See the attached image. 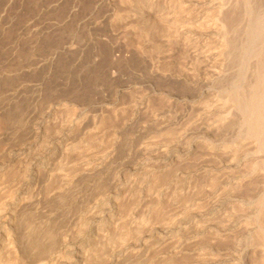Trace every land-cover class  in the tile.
Listing matches in <instances>:
<instances>
[{
	"label": "rangeland",
	"instance_id": "obj_1",
	"mask_svg": "<svg viewBox=\"0 0 264 264\" xmlns=\"http://www.w3.org/2000/svg\"><path fill=\"white\" fill-rule=\"evenodd\" d=\"M2 212L0 264H264V0H0Z\"/></svg>",
	"mask_w": 264,
	"mask_h": 264
},
{
	"label": "bare ground",
	"instance_id": "obj_2",
	"mask_svg": "<svg viewBox=\"0 0 264 264\" xmlns=\"http://www.w3.org/2000/svg\"><path fill=\"white\" fill-rule=\"evenodd\" d=\"M14 215L15 214L8 215L5 212H2L0 214V255L3 250L15 248L16 246V240L18 237L16 233L14 232V230L10 228L9 226H7V223H11V224L13 223ZM261 228L263 229V226ZM107 229H109L108 223H104L101 220L93 221L87 227L86 232L84 234L80 236L69 237V239L65 241L66 243L61 247V250H60L61 254L60 255L58 254L52 257L46 264H54L55 261L58 262L57 260H60V258L63 259L64 262L62 261V263L64 264H87L88 257L96 245L98 235L105 232ZM62 254L64 257L62 256Z\"/></svg>",
	"mask_w": 264,
	"mask_h": 264
}]
</instances>
